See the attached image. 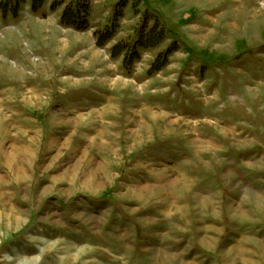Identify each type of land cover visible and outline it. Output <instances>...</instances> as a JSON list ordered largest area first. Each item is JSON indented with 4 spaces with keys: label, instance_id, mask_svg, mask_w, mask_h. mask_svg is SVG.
Masks as SVG:
<instances>
[{
    "label": "rangeland",
    "instance_id": "374dc122",
    "mask_svg": "<svg viewBox=\"0 0 264 264\" xmlns=\"http://www.w3.org/2000/svg\"><path fill=\"white\" fill-rule=\"evenodd\" d=\"M31 1V7L25 0L0 3V127H8L10 119L1 111L17 104L41 107L44 118L52 99L71 110L79 99L100 105L94 96L105 93L112 95L106 109L118 112L109 121L129 124L119 114L132 104L148 112L145 121L134 123L150 127L151 151L169 157L173 139L213 142L211 150L182 149L180 155L222 154L216 174L264 189V0H117L115 5L109 0L104 7L99 0L94 6L84 0L101 50L92 48L87 35L79 39L36 19L44 5L34 12ZM60 2L53 0L49 12ZM31 9L34 18L27 15ZM24 95H39L41 101H23ZM41 116L36 120L45 124ZM100 120L86 115L84 122L110 125ZM2 186L0 264H173L158 261L157 252H150L156 247L144 249V243L158 241L156 229L132 239L125 225L113 228L117 222L109 213L100 221L86 214L69 224L64 214L32 207L27 197L15 198ZM194 248L199 249L195 263L182 264H264V244L255 241L227 246L238 252L229 255L216 251L220 245ZM167 252L168 258L174 247Z\"/></svg>",
    "mask_w": 264,
    "mask_h": 264
},
{
    "label": "crops",
    "instance_id": "0c3cea01",
    "mask_svg": "<svg viewBox=\"0 0 264 264\" xmlns=\"http://www.w3.org/2000/svg\"><path fill=\"white\" fill-rule=\"evenodd\" d=\"M52 1L45 0L42 14L35 16L31 9L27 15L50 22L63 32H72L79 39L89 36L92 48L102 49L95 44L92 12L88 30L78 31L61 24L65 10L83 0H64L50 13ZM108 2L97 3L104 7ZM111 2L115 5L117 0ZM25 4L31 7L32 1L25 0ZM111 97L105 93L94 96L100 105L79 99L77 108L71 110L62 104L54 105L55 100L50 98L44 118L38 111L39 104V109L32 108L34 104L29 109L17 104L15 109L1 111L3 118L10 119H6L8 127H0V189L5 183V190L15 198L27 197L34 204L32 207L46 206L52 215L64 214L69 224L84 220L86 214L97 216L100 221L102 214L109 213L110 219L117 222L113 228L119 230L125 225L132 239L140 238V231L156 229L153 237L158 241L143 246L145 250H150L149 245L156 247L150 252L156 251L158 261L164 263H195L197 245H220L216 251L229 255L238 252L227 246H245L251 241L264 244V189H249L237 177L230 182V176L228 179L216 174L214 166L223 163L222 154L213 153L215 159L201 154L184 159L180 155L182 149L211 150L213 142L173 139L169 157L151 151L146 141L150 127L134 123V119L145 121L148 112L132 104L119 114L129 124L109 121L106 118L118 117L117 110L109 113L105 107ZM20 98L32 103L41 101L39 95ZM86 115L99 117L100 122L110 125L86 126ZM40 116L45 124L36 120ZM20 118L24 121L20 122ZM118 139L121 140L117 142ZM170 246L174 252L167 258Z\"/></svg>",
    "mask_w": 264,
    "mask_h": 264
},
{
    "label": "trees",
    "instance_id": "16d2710c",
    "mask_svg": "<svg viewBox=\"0 0 264 264\" xmlns=\"http://www.w3.org/2000/svg\"><path fill=\"white\" fill-rule=\"evenodd\" d=\"M62 2L63 0H61L60 4H62ZM43 4L44 0H33V11L39 12ZM88 16L89 7L88 4L83 0L74 8L68 7L65 10L61 18V24L66 27L74 28L78 31H85L89 29Z\"/></svg>",
    "mask_w": 264,
    "mask_h": 264
}]
</instances>
